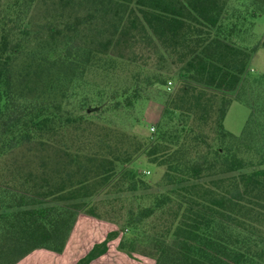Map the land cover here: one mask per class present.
<instances>
[{
    "label": "trees",
    "instance_id": "trees-1",
    "mask_svg": "<svg viewBox=\"0 0 264 264\" xmlns=\"http://www.w3.org/2000/svg\"><path fill=\"white\" fill-rule=\"evenodd\" d=\"M33 4L54 12L39 24L29 14ZM228 4L0 0V264H15L41 248L62 252L81 213L118 227L75 264H90L118 236L120 250L140 251L154 264H264V90L261 103L250 101L240 134L225 127L231 93L242 84L253 52L264 47V35L242 44L246 16ZM247 5L252 16L264 13V0ZM68 40L77 42V50L55 53ZM138 48L170 56L184 77L166 102L169 120L156 135L99 125L88 101L78 111L45 100L16 107L25 86L48 84L68 56L82 72L104 56L132 58ZM23 55L30 61L17 70ZM110 95L99 103L103 112L130 108L140 96L137 88ZM259 126L261 148L255 146ZM21 147L29 152L9 155ZM142 152L166 166L165 188L124 197L123 217H114L113 200L94 196L113 186L126 193L150 186L125 166ZM250 152H257V163ZM101 204H108L104 212ZM157 213H168L163 227L152 225Z\"/></svg>",
    "mask_w": 264,
    "mask_h": 264
},
{
    "label": "rangeland",
    "instance_id": "rangeland-1",
    "mask_svg": "<svg viewBox=\"0 0 264 264\" xmlns=\"http://www.w3.org/2000/svg\"><path fill=\"white\" fill-rule=\"evenodd\" d=\"M250 0H229V8L231 12L239 13L241 10L245 14V24L240 31L241 43L244 45H253L257 43L264 35V13L252 16L247 10V2ZM53 8H46L44 5L33 4L29 9V14L37 23H41L47 15L53 13ZM71 45V46H70ZM77 42L68 40L67 43H61L55 49V53H68L77 50ZM69 47V48H68ZM129 59H121L115 55L104 56L95 61L94 64L88 66L82 72L74 66L72 62L73 56H68L65 62L59 63L54 68L55 75L48 84L25 86L22 96L17 100L16 107L39 103L40 101H50L60 103L63 108L71 111H78L85 102L89 110L94 111V118L101 124H109L117 131H127L136 133L140 137H149L156 135L159 127L169 120V115L165 112L166 102L174 91L180 86L184 77L179 73V67L172 63L170 56L161 57L157 52L147 49L139 50ZM66 55V54H65ZM68 55V54H67ZM29 59L24 55L16 61L15 68L22 70L29 63ZM167 78V81L160 83L158 80ZM261 78V79H260ZM49 80V79H48ZM172 81L169 87V81ZM20 89L22 87L17 86ZM128 88L133 90L137 88L139 91V99L134 106L130 108H120L118 110L109 109L105 112L101 111L99 103L106 97H110L112 92H120L121 89ZM264 90V47L259 46L250 58L248 71L242 81V84L231 94L235 96L232 101L228 113L225 118V127L234 134H240L249 117L251 106L250 101L256 105L259 102V94L262 95ZM264 94V92H263ZM237 97V98H236ZM33 106V105H32ZM101 107V108H100ZM17 108V109H18ZM175 119L179 118V112L174 114ZM180 121V120H179ZM95 131L100 130L98 126H92ZM209 128V127H208ZM260 135L258 142L255 144L257 148H261L263 144L262 127L259 126ZM257 151V149L252 150ZM29 151L26 148H17L9 155H24ZM254 162H258L257 152H250ZM126 167L135 170L151 182L150 186L142 187L136 193L122 191L119 186H113L99 192L94 199H111L115 204L114 210L110 213L114 217H123V211L120 213L121 205H126L124 197L128 195H150L165 188L162 185V177L165 172V165H157L149 160L146 152H142L139 156L126 162ZM148 200H146L147 202ZM108 204L100 206L104 212ZM117 209V210H115ZM120 213V214H119ZM166 214L157 213L152 221V225L157 227L164 226V217ZM98 218V217H96ZM103 219V218H98ZM107 220V219H103ZM110 221V220H109ZM114 222V221H112ZM116 224V228L118 224ZM151 225V223H150ZM149 225V226H150ZM73 235L67 252L71 253L77 244L79 230ZM129 231V230H128ZM97 237V236H96ZM120 236L111 241V251L106 257L98 261L96 264H154L155 258L143 254L140 251L133 252L129 255L127 252L118 248ZM90 244V240L86 242L83 248ZM145 247L144 244L140 245ZM46 252V253H45ZM55 254L48 251H39L29 256L28 261H34L27 264H53ZM35 260H37L35 262Z\"/></svg>",
    "mask_w": 264,
    "mask_h": 264
},
{
    "label": "crops",
    "instance_id": "crops-1",
    "mask_svg": "<svg viewBox=\"0 0 264 264\" xmlns=\"http://www.w3.org/2000/svg\"><path fill=\"white\" fill-rule=\"evenodd\" d=\"M81 226V229L78 233L77 238V244L74 250L71 253L67 252L68 245L73 237V235L76 233L78 228ZM116 224L109 220H103L98 219L95 216L81 213L78 217V220L72 230V233L70 235V238L66 244V247L62 252H54L53 250L47 249V248H41L36 249L21 258L19 261H17L15 264H27V263H33L34 261H28L29 256H31L33 253H37L39 251H48L53 254H55V258L53 259V264H75L77 260L87 253V251L93 246V244L97 241L102 240L107 235L108 231L115 229ZM97 236V237H96ZM117 239V238H116ZM90 240V244L83 248L84 244ZM111 241V240H110ZM111 244L109 243L108 250L98 256L97 258L93 259L90 264H96L98 261L106 257V255L109 254L111 251ZM46 253V252H45ZM37 260H35L36 262Z\"/></svg>",
    "mask_w": 264,
    "mask_h": 264
},
{
    "label": "built area",
    "instance_id": "built-area-1",
    "mask_svg": "<svg viewBox=\"0 0 264 264\" xmlns=\"http://www.w3.org/2000/svg\"><path fill=\"white\" fill-rule=\"evenodd\" d=\"M171 84H172V81L170 80V81H169V87H171Z\"/></svg>",
    "mask_w": 264,
    "mask_h": 264
}]
</instances>
